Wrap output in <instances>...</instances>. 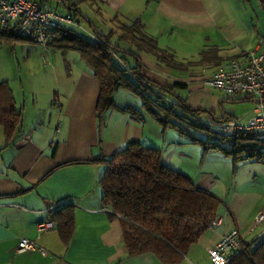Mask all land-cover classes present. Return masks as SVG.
<instances>
[{
    "label": "crops",
    "instance_id": "1",
    "mask_svg": "<svg viewBox=\"0 0 264 264\" xmlns=\"http://www.w3.org/2000/svg\"><path fill=\"white\" fill-rule=\"evenodd\" d=\"M49 1H46L48 5ZM57 1L63 5L61 0ZM75 2H79L78 8L83 2L94 4L97 19L106 15L111 22L129 24L139 17L144 32L183 65L181 69L169 68L153 55L138 52L143 75L162 86L170 87L174 82L183 84L182 88L175 89L176 93H185L182 98L190 108L206 109L200 114H205L203 120L211 122L215 130L223 112L229 118L239 114L240 122H246L251 115L250 96H228L204 86L202 80L223 60L241 59L259 40L264 47V0ZM67 10L65 7L64 11ZM113 32L111 42L117 41V33ZM4 33L11 35L10 31ZM84 37L95 40L94 32ZM1 42L15 43L14 48L20 47L27 56L40 48L45 69L43 79L38 80L20 79L17 83L15 79L0 77V82L9 84L15 107L22 116L9 142L5 141L0 126V264H171L149 251L128 254L120 216H111L112 212L102 205L99 179L105 167L93 159L108 158L128 143L138 142L158 148L163 163L191 178L197 188L216 196L221 194L217 189L218 177L194 165L188 152L190 142L174 134L172 129L162 132L161 126L141 108V101L129 96V92L116 91L115 104L127 106L118 102L117 97L136 101L129 106L142 113L143 121H135L127 113L112 109L105 111L99 121L95 110L99 84L77 52L62 54L49 45L11 40L6 36ZM120 45L130 48L128 44ZM12 53L17 60V52ZM123 56L114 57L119 67L136 64L134 57ZM44 85H50L51 91ZM54 93L58 101H53ZM244 101L250 107L241 104ZM228 102L236 104L238 113L225 111ZM208 111L216 118L214 121L208 119ZM205 156L225 159L234 165L230 158L218 152L211 151ZM227 190L218 210L222 215L221 224L208 228L186 255L173 264H210L207 249L232 228L239 230L243 242L253 246L262 242L264 228L257 229L264 220L255 224V216L264 209L253 215L252 211L264 194L256 189ZM63 205L74 208V231L67 244L61 241L55 223L49 218L51 211ZM21 237L33 239L43 252L37 249L18 253L16 247Z\"/></svg>",
    "mask_w": 264,
    "mask_h": 264
},
{
    "label": "trees",
    "instance_id": "2",
    "mask_svg": "<svg viewBox=\"0 0 264 264\" xmlns=\"http://www.w3.org/2000/svg\"><path fill=\"white\" fill-rule=\"evenodd\" d=\"M38 1L46 3L47 0ZM83 1L88 0H80ZM61 2L76 18L82 16L86 19L78 8L79 2ZM91 27L94 41L77 33L74 26L64 25L56 30L55 37L47 45L62 54L77 52L81 61L93 72L99 84L95 107L99 121L103 113L110 109L127 113L135 121H143L137 108L115 104L113 96L122 89L139 97L141 108L161 126L162 132L175 130L190 142L200 145L203 155L218 152L230 158L234 165L245 160L264 163V142L253 139L252 134L245 131L228 136L219 134L199 117L206 109L190 108L185 99L176 93L175 89L182 88L183 84L174 82L170 87L162 86L143 75L138 52L153 55L167 67L181 69L183 65L144 32L139 17L129 24L118 26L115 42H111L114 30L103 34ZM4 36L11 40L22 39L5 33L0 34V39ZM120 43H126L130 48L122 47ZM123 54L134 57L136 64L116 65L115 55L124 57ZM167 97L169 103L165 101ZM209 113L208 119L214 121L216 118ZM222 117L229 118L224 112L218 120L222 121ZM21 120V112L15 107L9 84L1 81L0 126L5 141L13 138ZM191 131H199L205 138L193 135ZM93 161L102 162L105 167L99 179L103 192L102 205L112 212L111 216H120L129 255L149 251L166 263L173 264L180 256L186 255L189 247L208 230L222 204L215 194L197 188L191 178L163 163L158 148L130 142L112 156ZM49 218L55 223L61 241L67 244L74 231V208L63 205L51 211ZM228 264H264V241L256 246L243 242V249Z\"/></svg>",
    "mask_w": 264,
    "mask_h": 264
},
{
    "label": "built area",
    "instance_id": "3",
    "mask_svg": "<svg viewBox=\"0 0 264 264\" xmlns=\"http://www.w3.org/2000/svg\"><path fill=\"white\" fill-rule=\"evenodd\" d=\"M78 23V19L69 11L58 10L38 0H0V34L10 31L18 38L47 46L59 27ZM261 45L262 41L259 40L258 45L244 53L241 59L223 60L202 80L204 86L218 89L228 96L244 94L252 98V112L246 122H240L238 115L222 120L216 126L219 134L228 136L245 131L251 133L253 139L264 142V47ZM53 101H58L56 93ZM204 123L211 125L209 121ZM262 220L264 212H258L255 224ZM221 222L222 215L217 213L208 228L214 229ZM41 227L45 228L46 224H41ZM37 249L42 251L33 239L26 237H21L16 247L18 253ZM242 249L243 238L238 229L232 228L207 249L209 262L228 264Z\"/></svg>",
    "mask_w": 264,
    "mask_h": 264
},
{
    "label": "rangeland",
    "instance_id": "4",
    "mask_svg": "<svg viewBox=\"0 0 264 264\" xmlns=\"http://www.w3.org/2000/svg\"><path fill=\"white\" fill-rule=\"evenodd\" d=\"M70 1L75 2L78 0H70ZM49 3H50V7L62 11L65 10L64 5H61V3H59L57 0H50ZM79 8L81 9L83 15L86 16V19L82 16H78L77 19L79 23L75 25V29L79 34H83L84 36H90V33L92 34L93 30L91 24H93L95 28L99 29V31H102L104 33H106V31L108 30L118 31V26L122 24L117 21L111 22L106 15H102L101 18L97 19L96 6L91 2L80 3ZM14 44L15 43H12L10 45L4 42L0 43V77L9 78L13 80L15 79L17 80V83L19 82L20 79H22L23 81H26L27 79L31 81L33 79H37V80L43 79L42 73L44 72L45 68L42 65L40 48L38 47L36 48L38 51H30L27 56L26 54L27 52L25 53V51L20 49V47L18 46L14 48ZM18 44H22V43H18ZM123 45L126 44L123 43ZM12 51L17 52L16 55L18 57L17 58L18 61L14 57L15 54L13 56ZM114 63L116 65H119L118 64L119 61L116 59H114ZM123 67L125 66L123 65ZM46 87H48V85H44V88ZM48 88L49 91H51L50 85ZM123 92H127V91L124 90ZM212 92L216 93V91H212ZM179 93L181 97L185 96L184 92L179 91ZM127 94L129 96H132L133 98H136V100L140 102L139 97H137L136 95L132 93H127ZM168 100L169 97H167L165 101L169 103ZM117 101L122 103H127V105H129L130 103H136V101H131V99H124L122 97H117ZM171 102L172 99L170 98V103ZM247 103H248L247 101H244L241 104H245L246 106H249ZM235 105L236 104L232 102H228L225 111L226 112L228 111L227 113H234L238 109V107H236ZM235 115H239V114H235ZM205 117H206L205 114L203 113L200 114L201 119ZM173 131L175 132L174 134H177L179 137H183L179 135L175 130ZM191 132L193 135H196L201 138H205V135L199 131H191ZM183 138L187 139L185 136ZM190 144L191 147H189L190 149H188V152L190 154L189 156L191 162L195 163L194 165L200 167L202 170L206 172H211L213 175L218 177L219 184L217 189L221 194L218 193L217 197L223 199L224 195L228 191L227 189H232V187H235L236 189L239 190L256 189L261 191L262 194H264V163L253 160H245V161H239L235 165H231V163H227L225 159L206 157L205 155H203V150L200 145L192 142H190ZM259 209H264V197H262L259 200V202L255 204L254 209L252 211V215L255 214ZM225 222H227L226 219ZM262 228H264V223L260 224L257 231ZM261 240L264 241V236L261 237ZM203 256H205V254H203Z\"/></svg>",
    "mask_w": 264,
    "mask_h": 264
},
{
    "label": "water",
    "instance_id": "5",
    "mask_svg": "<svg viewBox=\"0 0 264 264\" xmlns=\"http://www.w3.org/2000/svg\"><path fill=\"white\" fill-rule=\"evenodd\" d=\"M222 120H225V118L223 117V119Z\"/></svg>",
    "mask_w": 264,
    "mask_h": 264
}]
</instances>
